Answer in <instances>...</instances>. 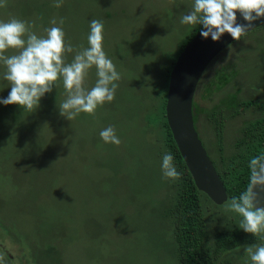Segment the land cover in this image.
<instances>
[{"label":"rangeland","instance_id":"rangeland-1","mask_svg":"<svg viewBox=\"0 0 264 264\" xmlns=\"http://www.w3.org/2000/svg\"><path fill=\"white\" fill-rule=\"evenodd\" d=\"M54 2L7 0L0 20L34 22L31 30L42 36L52 18H64L74 47H86L90 21L101 20L103 49L121 79L113 102L72 121L57 107L66 98L62 80L34 112L0 104V256L11 258L7 264H179L168 214L175 192L163 178L156 135L162 94L151 93L155 81L166 83L167 67L200 30L180 23L192 0H63L60 8ZM221 53L213 66H229L225 73L232 76L219 93L241 87V96L264 102V25ZM4 71L0 65V97L11 91ZM95 73L89 70L86 87L94 85ZM207 89L208 108L194 117L209 151L215 134L206 113L220 97ZM261 114L252 108L229 120L226 140L233 142L239 127ZM149 117L157 124H145ZM110 125L119 146L99 135ZM225 205L211 207L228 217ZM209 224L212 231L223 227L216 217ZM233 254L232 264H251L244 248Z\"/></svg>","mask_w":264,"mask_h":264},{"label":"clouds","instance_id":"clouds-1","mask_svg":"<svg viewBox=\"0 0 264 264\" xmlns=\"http://www.w3.org/2000/svg\"><path fill=\"white\" fill-rule=\"evenodd\" d=\"M63 0H55L53 6L60 8ZM7 6V0H0V8ZM239 17L244 23L238 22ZM264 19V0H192L188 10L181 14L183 25L199 26L205 39L220 41L228 34L240 41L253 24ZM64 18L50 20L51 27L45 28L46 35L38 36L29 23L11 17L0 20V65L5 69L3 79L10 84L7 97H0V104L19 105L23 110L34 112L40 106L41 98L57 87L62 80L66 98L59 102V114L69 121L81 113L95 116L98 107L115 100L121 74L103 49L104 24L101 20L90 21L87 46L74 47L66 41L63 29ZM9 49L14 54H6ZM74 54L71 62L68 54ZM95 67L96 80L91 88L86 87L89 70ZM105 143L121 144L114 126H108L99 133ZM249 181L238 197L230 198L225 210L238 214V227L264 241V207H258L259 192L264 191V151L248 162ZM163 178L179 180L182 176L175 164L174 156L165 153L161 160ZM251 264H264V243L244 246ZM0 264L5 259L0 256Z\"/></svg>","mask_w":264,"mask_h":264},{"label":"trees","instance_id":"trees-1","mask_svg":"<svg viewBox=\"0 0 264 264\" xmlns=\"http://www.w3.org/2000/svg\"><path fill=\"white\" fill-rule=\"evenodd\" d=\"M198 31L199 29L182 47H185ZM220 53L207 67L208 73L205 71L199 81L193 104L194 116H199L200 112L203 113L200 110L208 108L207 105H204L207 103V88L213 94L219 93L224 85L231 82V72L229 73L230 76L225 73V70H229V66H213L215 60L221 56L222 53ZM177 57L167 67L166 83L155 81L151 96L158 91L162 94L160 101L156 102L160 124V134L158 132L156 134L158 154L162 158L165 153L170 152L174 156V164L177 170L182 173L179 180H171L175 196L168 212L173 221L178 262L179 264H232L234 262V252L246 245L264 243V241L238 227L241 219L238 214L230 212L228 217H224L225 213L222 210L213 212L211 204L215 202L199 190L195 184L194 178L174 139L166 115L169 79ZM240 93L241 87H237L235 92H228L225 95L219 93V104L214 106L215 109L211 110L210 113H206L207 121L215 134L214 138H211L212 144L209 145L208 152L227 188L228 200L232 197H238L245 190L250 175L248 162L253 156L264 151V102H259L252 97H243ZM198 94L200 98H198ZM252 108L259 109L262 114L248 119L239 127L241 131L238 137L233 142L227 141L225 135L227 122ZM195 121H198V119ZM147 122L152 125L156 123L154 117L147 118L145 124ZM150 128L156 130L154 127ZM215 217L218 221H222L223 227L222 229H215L213 230L215 232H213L209 221ZM8 258V260L5 259V264L11 261V258ZM37 264L40 263L37 262Z\"/></svg>","mask_w":264,"mask_h":264},{"label":"water","instance_id":"water-1","mask_svg":"<svg viewBox=\"0 0 264 264\" xmlns=\"http://www.w3.org/2000/svg\"><path fill=\"white\" fill-rule=\"evenodd\" d=\"M238 22L244 23L238 14ZM264 25V19L256 21L248 33ZM201 29L185 45L172 68L166 103L168 124L179 150L199 190L216 204L228 200L227 188L199 136L194 117V98L201 77L215 57L235 40L225 34L216 42L205 39ZM259 192L258 207H264V191Z\"/></svg>","mask_w":264,"mask_h":264}]
</instances>
